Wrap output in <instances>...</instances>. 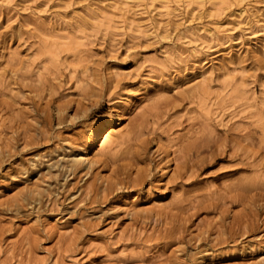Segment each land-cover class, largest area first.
Returning <instances> with one entry per match:
<instances>
[{
	"label": "rangeland",
	"instance_id": "374dc122",
	"mask_svg": "<svg viewBox=\"0 0 264 264\" xmlns=\"http://www.w3.org/2000/svg\"><path fill=\"white\" fill-rule=\"evenodd\" d=\"M166 1L0 0V264L264 256V0Z\"/></svg>",
	"mask_w": 264,
	"mask_h": 264
},
{
	"label": "bare ground",
	"instance_id": "6f19581e",
	"mask_svg": "<svg viewBox=\"0 0 264 264\" xmlns=\"http://www.w3.org/2000/svg\"><path fill=\"white\" fill-rule=\"evenodd\" d=\"M161 1L163 3L168 2L166 0H161ZM188 1L190 2L191 0H188ZM193 1H196V4L199 6H202V7L205 6L207 3L212 6L218 2V0H193ZM137 2H139V0H120V4L123 5L124 8H129V11L135 10L134 8L137 7V5H136ZM133 4H135V6ZM241 5H243V4H239V7H242ZM244 11L245 10H240L239 14L240 15L243 14ZM136 12H137V10H136ZM130 22H131V25H133L135 23V20H131ZM105 24L103 23V25H105ZM136 26L141 28L140 24H138V23ZM220 31H222V29H220ZM74 43L75 42H73L72 44L71 43H65L64 45H63V43L53 44L52 47L50 48L49 52H48L49 61L53 64L57 63L58 58L60 57L61 51L63 49L73 51V52L76 51V49L72 48V46H71V45L74 46ZM76 45H78V44H76ZM204 73L206 74V72H203V75H199L201 77V80H199V81H202L203 80L202 78L205 77ZM116 75H118V73ZM195 78H197V77H195ZM127 100H129V99L127 98ZM146 101H148L147 103H149L150 99L146 98ZM126 103L127 102L125 100L123 104H126ZM125 113L126 112H125L124 108H121V109L109 108L106 112V116L102 119H99L96 123H94L89 128L87 139L85 141L86 147L76 151V153L73 156V159L71 160V162H72L71 165H73L74 168H77L78 166L84 165V168L86 170L90 171L98 164V162H100L99 159L102 158V156H104V154L107 153L106 158H109L115 153L117 148H119L121 145L124 144V142H125L124 137L125 136L124 137L120 136L119 138L115 139V132L117 131L120 120H122V117L125 115ZM88 151L90 153H88ZM167 166H169V165L167 164L166 167ZM166 171H167V169H166ZM156 203L158 204L159 202L154 201L153 204H156ZM151 206L152 207L154 206L153 209L156 208L155 205H151ZM157 206H160V205H157ZM151 212L152 211H150V213ZM154 213L155 212L153 210V215H154ZM249 264H264V256H262L261 258L255 260V261L251 260V262Z\"/></svg>",
	"mask_w": 264,
	"mask_h": 264
}]
</instances>
